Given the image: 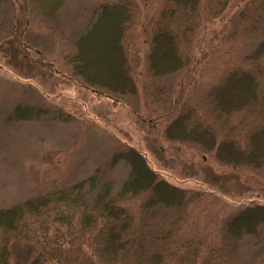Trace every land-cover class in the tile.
Segmentation results:
<instances>
[{"label": "trees", "instance_id": "trees-1", "mask_svg": "<svg viewBox=\"0 0 264 264\" xmlns=\"http://www.w3.org/2000/svg\"><path fill=\"white\" fill-rule=\"evenodd\" d=\"M161 1L165 6L154 23L146 56V73L154 79L187 67V46L200 7V0ZM64 4V0H0V43L13 44L0 45L5 52L10 47L7 57L27 58L22 40L32 17L56 21ZM260 4L264 14V0ZM92 11L76 36L75 53L66 56L64 64L100 98L118 101L136 96L143 84L134 74L125 41L137 0H109ZM247 62L225 73L206 94V112L220 126L188 111L165 125L164 137L197 147L234 169H263L264 39L245 57ZM40 113L18 105L8 118L38 120ZM45 116L67 122L70 115L56 111ZM231 122L242 130L238 136L222 133ZM122 164L128 176L116 189L112 177ZM198 197L169 183L150 167L144 154L124 145L83 180L1 208L0 264H15L13 252L19 240L34 242L32 248L37 250L23 264H264V204L243 206L223 223L216 243L210 244L205 237L185 234L189 209Z\"/></svg>", "mask_w": 264, "mask_h": 264}, {"label": "rangeland", "instance_id": "rangeland-1", "mask_svg": "<svg viewBox=\"0 0 264 264\" xmlns=\"http://www.w3.org/2000/svg\"><path fill=\"white\" fill-rule=\"evenodd\" d=\"M64 1L56 21L32 17L22 40L27 58H8L10 47L6 52L0 48V209L73 185L129 145L169 183L199 194L189 209L185 234L216 243L223 223L243 206L264 204V168L221 164L197 147L168 141L164 127L188 111L220 126L206 112L205 97L225 73L248 65L245 57L264 39L261 0H200L196 29L187 46V67L161 79L146 73V56L154 23L165 5L161 0H137L125 45L143 85L136 96L118 101L83 87L64 64L65 57L75 53L76 36L93 15L92 8L109 0ZM18 105L40 111V117L9 119ZM56 111L70 115L69 120L44 117ZM241 131L232 122L222 128L223 134L232 136ZM127 176L123 164L115 169L116 189ZM32 243L17 242L15 264L35 256Z\"/></svg>", "mask_w": 264, "mask_h": 264}]
</instances>
